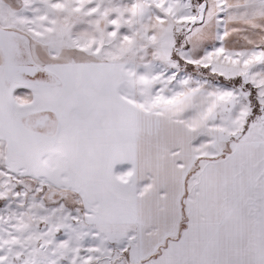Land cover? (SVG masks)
Wrapping results in <instances>:
<instances>
[{"label": "snow or ice", "instance_id": "6c2138e0", "mask_svg": "<svg viewBox=\"0 0 264 264\" xmlns=\"http://www.w3.org/2000/svg\"><path fill=\"white\" fill-rule=\"evenodd\" d=\"M0 264H264V0H0Z\"/></svg>", "mask_w": 264, "mask_h": 264}]
</instances>
